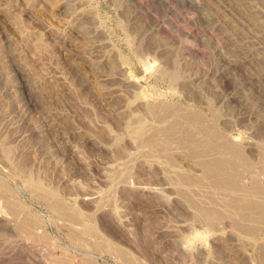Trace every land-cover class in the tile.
<instances>
[{"label":"rangeland","instance_id":"obj_1","mask_svg":"<svg viewBox=\"0 0 264 264\" xmlns=\"http://www.w3.org/2000/svg\"><path fill=\"white\" fill-rule=\"evenodd\" d=\"M192 111L264 205V0H0V264H263L200 144L148 141Z\"/></svg>","mask_w":264,"mask_h":264},{"label":"bare ground","instance_id":"obj_2","mask_svg":"<svg viewBox=\"0 0 264 264\" xmlns=\"http://www.w3.org/2000/svg\"><path fill=\"white\" fill-rule=\"evenodd\" d=\"M148 104V111L150 112V114L151 115H154V116H156V117H159V118H162V114H163V116H164V113L166 114V112H167V110H168V105L166 106V103H164V104H161V103H159V102H157V101H154V99L153 100H150L149 101V103H147ZM188 112H191V111H188ZM188 112H186L185 113V115L184 114H182V115H184V116H181V114L179 115L180 117H182L183 119H181V118H178L179 116H177V118L176 119H173L174 121H172V120H170V121H172L171 122V124H169L170 126H167V125H163L164 126V128H162V130L164 129V131H162V132H164V136H165V138H166V140H164L163 142H157L156 140H155V138L153 137V136H150V138H148V141H149V143H155V144H157L158 146V148H159V145L161 146V147H163V148H166L167 147V144H168V140L170 139V138H172V137H174L175 135H178V136H180V137H183L182 139H188L187 141L188 142H191L190 144H192V145H194V146H196L197 147V145L198 144H200V149L199 150H201V154L203 153V155L202 156H205L206 157V155H208L206 158H204L203 159V161H201L202 160V158H201V160L200 161H198L199 159H200V156L199 155H201V154H199V153H197V152H200V151H194L193 153H192V156L193 157H197V156H199L198 158V162H200L201 163V165H200V163H199V165L198 166H201L200 168H201V171H202V169H203V175H204V177H208V178H213L215 181H216V183H217V185L218 186H223V187H221L220 189H222L223 191H224V188H225V192H226V190H227V188H229V191H231V189H234V192L236 191V189H238L239 188V186L237 185V184H239L241 181L239 180L238 181V183H237V180L240 178V176H238L239 178L236 180V178H237V175H238V173H242L244 170H243V166H240V165H238L239 163H241V162H243L244 161V153H243V149H241V147H240V143L239 142H237V143H239V144H236V143H234L235 141V139L232 141L231 140V138L229 139L230 141H228V139H227V141H226V139H225V137L223 138V139H221V140H223L224 142H222L221 141V143H216L213 139H211V138H213L211 135L213 134L211 131H210V129H209V131L211 132V135L207 132V133H205V135H203L202 137H201V134H203V132H202V130L205 128H203V129H201V134L200 133H198V135H196V137L195 136H192V135H194V133H192V135H190L191 133L190 132H188V133H185L186 131L184 130V131H182L181 132V130H179V126H178V124L179 125H183V124H185V127L186 126H188V124H190L191 123V125H192V123H197V126L200 124V123H202V122H200V120H201V115H199L198 113H197V115L195 114L194 115V113H196L195 111L193 112V115L192 114H189ZM154 116H153V118H154ZM199 116H201L200 117V119H199ZM166 118V117H165ZM173 118H175V117H173ZM158 119V118H157ZM169 119V118H168ZM177 119H179L180 120V123L178 122V120ZM181 120H183V122L181 121ZM204 119L202 118V120L201 121H203ZM205 121V120H204ZM167 122V121H166ZM169 122H167V124H168ZM199 123V124H198ZM204 123V122H203ZM202 123V124H203ZM187 124V125H186ZM194 124V125H195ZM191 125H190V127H189V129L188 130H190L191 129V131L194 129L195 130V126L194 125H192L193 127H191ZM167 128H166V127ZM199 126H201V124L199 125ZM178 127V128H177ZM182 127V126H181ZM184 127V126H183ZM182 127V128H183ZM184 127V129H186V128H188V127H186L185 128ZM202 127H203V125H202ZM193 128V129H192ZM199 128V127H198ZM207 128V127H206ZM204 129V132L207 130V129ZM209 128V127H208ZM197 129V128H196ZM161 130V129H160ZM199 130H196V133L198 132ZM208 131V130H207ZM185 134H184V133ZM193 132H195V131H193ZM214 132V131H213ZM195 133V134H196ZM199 134H200V137H201V139H200V137H199ZM206 134H208L209 135V137L211 136V138H209L208 136H206ZM192 137V139H190L191 141H189V138H191ZM199 137V139H200V141L198 140V137ZM215 136V135H214ZM194 137V138H193ZM218 137V136H217ZM197 138V139H196ZM195 139V140H194ZM217 139V138H216ZM215 139V140H216ZM211 140L212 141H214L216 144L215 145H212L213 143H211ZM219 141H220V139H218ZM217 141V140H216ZM226 141V142H225ZM237 141V140H236ZM217 144H220V145H217ZM217 145V146H216ZM205 147L204 149L202 148V147ZM242 146V145H241ZM162 148V149H163ZM159 149H161V148H159ZM156 150H158L157 148H156ZM164 150V149H163ZM166 150V149H165ZM198 150V149H197ZM203 150V151H202ZM146 151H148L149 152V150H146ZM153 151V150H152ZM210 152H212V153H210ZM151 153V152H150ZM210 154H218L217 156L216 155H212L213 157H211L210 156ZM216 156V157H215ZM206 159V160H205ZM205 160V161H204ZM198 164V163H197ZM242 164H244V163H242ZM238 166H240L239 168H238ZM242 168V170H240ZM245 169V168H244ZM239 170L240 171H242V172H239ZM242 184V183H241ZM241 184H239V185H241ZM242 186V185H241ZM240 186V187H241ZM236 188V189H235ZM241 189H245L244 187L243 188H241ZM239 190V189H238ZM238 190H237V192H238ZM229 191H228V195L229 194H231V193H229ZM237 192H235L236 194H237ZM239 192H242V191H239ZM232 193H233V190H232ZM244 193V192H243ZM235 194V195H236ZM241 196L243 195V194H241V193H239ZM238 194V195H239ZM234 194H231V195H229V196H227V198H230V196H233ZM240 196V197H241ZM254 196V195H253ZM252 196V197H253ZM235 197H238V198H236V200H238V199H240V197L239 196H235ZM235 197L233 198V199H231L230 198V200H231V202L233 203V204H235V206L237 207V209L235 210L236 211V213H239V215L241 214V218L244 216V211L245 210H249V212L252 214H255V215H258L259 216V218H262V217H264V205H261L262 204V202H261V204L260 203H258L257 201V198H256V202H252V201H245L244 200V198L242 199L244 202H246V204H244L241 200H238L239 201V203H238V201L236 202V200H235ZM243 197V196H242ZM251 197V198H252ZM249 198V197H248ZM252 199H254V198H252ZM264 199V198H263ZM229 200V201H230ZM235 201V203L233 202V201ZM262 201H264V200H262ZM226 202V201H225ZM240 202H242V203H240ZM249 202V203H248ZM232 204V205H233ZM263 204H264V202H263ZM229 205V204H228ZM204 209H205V207H203ZM203 208H201V209H203ZM202 210L201 211V215H200V218L202 219H200V221H206L207 222V226H208V224L210 225V226H214L215 225V223L217 222L218 223V221L221 223V219H222V217H221V215L219 214V213H215V212H213V211H210L209 209H205V210ZM249 213V216H251V214ZM200 214V213H199ZM238 215V214H237ZM254 216V215H253ZM258 216H257V218H258ZM245 217V216H244ZM264 219V218H263ZM203 223H205V222H203ZM216 223V224H217ZM214 224V225H213ZM222 224V223H221ZM28 224H25V226H27ZM205 225V224H204ZM217 226V225H216ZM27 227H29V226H27ZM209 228V227H208ZM213 227H211V229H212ZM27 229V232L28 231H31V230H29V228H25V230ZM210 229V230H211ZM209 231V230H208ZM213 231V230H212ZM27 234V233H26ZM28 234H30V233H28ZM28 236V235H27ZM32 236V235H31ZM30 236V237H31ZM35 236V235H34ZM263 238H264V236H263ZM262 249H264V248H262ZM260 251H261V249H260ZM261 253L262 252H260V256H261ZM257 254V253H256ZM263 254H264V252H263ZM263 254H262V256H263ZM121 255V254H120ZM121 256H123V255H121ZM121 256H119L120 258H121ZM256 256H258V255H256ZM261 256V257H262ZM124 257V256H123ZM255 257V256H254ZM259 257V256H258ZM125 258V257H124ZM122 259V258H121ZM255 259H256V257H255ZM258 259V258H257ZM257 259L255 260V262L257 261ZM263 259H264V257H263ZM126 260V259H125ZM252 260H253V258H252ZM262 260V259H261ZM124 262V261H123ZM128 261L126 260V262L125 263H127ZM263 262H264V260H263ZM129 263V262H128ZM257 264V263H256ZM259 264H262V262L261 263H259ZM264 264V263H263Z\"/></svg>","mask_w":264,"mask_h":264}]
</instances>
